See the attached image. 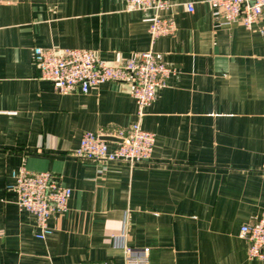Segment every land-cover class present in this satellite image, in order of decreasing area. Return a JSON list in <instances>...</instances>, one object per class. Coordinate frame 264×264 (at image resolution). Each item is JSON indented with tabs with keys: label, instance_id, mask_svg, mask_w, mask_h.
I'll return each mask as SVG.
<instances>
[{
	"label": "crops",
	"instance_id": "0c3cea01",
	"mask_svg": "<svg viewBox=\"0 0 264 264\" xmlns=\"http://www.w3.org/2000/svg\"><path fill=\"white\" fill-rule=\"evenodd\" d=\"M166 2L176 32L151 43V12L124 0H0V264H124L112 238L122 231L148 264H261L239 229L264 211V12L248 31L222 25L206 0ZM34 47L109 65L151 51L177 72L138 118L127 84L57 93L38 79ZM137 121L155 136L149 161L73 156L85 132ZM20 169L71 190L45 241L16 205Z\"/></svg>",
	"mask_w": 264,
	"mask_h": 264
},
{
	"label": "built area",
	"instance_id": "2783aa9c",
	"mask_svg": "<svg viewBox=\"0 0 264 264\" xmlns=\"http://www.w3.org/2000/svg\"><path fill=\"white\" fill-rule=\"evenodd\" d=\"M124 1L128 11L151 12L145 19L151 43L176 32L174 19L160 15L169 7L166 0ZM206 3L222 25L239 22L248 31L254 30L264 12V0H206ZM186 7L189 12L193 11L192 4ZM259 32L264 34V30L260 29ZM33 63L38 71V79L50 83L59 94L78 91L85 95L93 88L110 83L130 85L138 118L155 101L158 90L166 87L168 80L177 72L151 51L137 58L126 59L118 65H109L87 50L34 47ZM154 144L155 136L144 130L137 121L126 129L85 132L73 156L88 161L123 162L133 166L151 159ZM11 178L14 180L12 188L17 195V207L33 215L37 230L35 237L45 241L52 234L50 217L66 211L71 190L62 186L50 172L35 173L20 169L13 172ZM124 237V231L112 236L114 247L121 249L124 264H148V249L127 247L123 242ZM239 237L247 243L249 258L264 264V211L256 223L240 227Z\"/></svg>",
	"mask_w": 264,
	"mask_h": 264
}]
</instances>
